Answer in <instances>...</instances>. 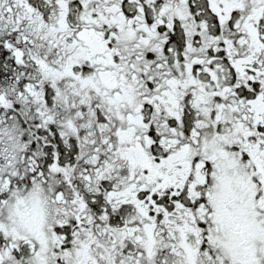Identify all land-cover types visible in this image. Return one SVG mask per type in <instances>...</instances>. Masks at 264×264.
<instances>
[{
  "label": "snow or ice",
  "instance_id": "obj_1",
  "mask_svg": "<svg viewBox=\"0 0 264 264\" xmlns=\"http://www.w3.org/2000/svg\"><path fill=\"white\" fill-rule=\"evenodd\" d=\"M0 264H264V0H0Z\"/></svg>",
  "mask_w": 264,
  "mask_h": 264
}]
</instances>
